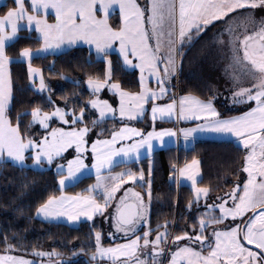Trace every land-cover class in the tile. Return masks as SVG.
<instances>
[{"label": "snow or ice", "instance_id": "6c2138e0", "mask_svg": "<svg viewBox=\"0 0 264 264\" xmlns=\"http://www.w3.org/2000/svg\"><path fill=\"white\" fill-rule=\"evenodd\" d=\"M257 8L264 9V0H13L0 13V164L23 166L31 159L34 166L43 169L45 164L66 161L55 164L60 194H49L36 208V216L49 221L66 218L72 223L82 218L93 221L97 215L109 219L116 232L123 234L124 242L105 246L103 232L95 230L93 224L95 250L91 259L97 264H264V17H256ZM49 10L54 11V20L50 21ZM117 10L120 21L114 25L110 21ZM216 21L223 26L213 41L226 46L224 73L233 89L232 102L249 105L247 111L235 116L224 117L216 108L218 93L208 99L191 91L177 96L170 86L178 75L186 47ZM241 26L242 31L238 30ZM25 28L38 32L42 43L39 48L25 46L16 56L9 55L10 42ZM78 42L94 46L96 57L105 67L88 74L86 81L72 80L76 85L86 83L91 95L82 104L72 102L71 106L69 98L63 96L62 107L53 99L44 70L34 66L33 60L42 52H55ZM116 46L121 68L139 70L137 91L125 89L114 79L116 62L112 52ZM13 61L27 63L30 85L34 91L47 94L49 110L37 103L30 110L18 112L15 120L10 115L15 94L10 68ZM59 75L69 79L63 72ZM152 80L156 87L151 86ZM105 90L119 96L118 107L101 98ZM165 98L167 103H157ZM149 104L152 130L145 133L123 123L143 117ZM93 111L98 116L91 119L90 127L86 116ZM117 113L122 121L119 128L104 138H100L105 131L101 129L95 140L89 139L93 128L116 119ZM24 116L31 117L29 128L38 124L43 129L39 137L25 134ZM158 118L200 123L157 130ZM57 122L62 126L54 127ZM198 132L235 137L244 152L240 172L247 176L243 180L237 176L231 190L216 197L219 203H208L212 189L200 182V159L193 156L183 165L173 163L172 175L177 183L181 178L191 183L193 195L188 210H205L190 229L185 226L178 234L169 228L175 226V221L165 220L153 228L149 215L153 197L151 167L147 180L143 168L115 173L112 169L138 161L141 149L150 154L154 140L164 144L165 137L182 133L187 142ZM70 149L75 155L69 159ZM91 169L95 170L96 183L85 192L72 195L64 191ZM128 182L141 187L146 184L147 200L145 193L135 187L126 188L117 197ZM229 218L230 222L225 223ZM142 224L148 225L146 230L141 229ZM108 236L115 239L112 232ZM15 248V244L6 243L0 264H45L43 259L11 254ZM33 255L47 257L46 264H60L53 257L63 253L34 249Z\"/></svg>", "mask_w": 264, "mask_h": 264}, {"label": "trees", "instance_id": "16d2710c", "mask_svg": "<svg viewBox=\"0 0 264 264\" xmlns=\"http://www.w3.org/2000/svg\"><path fill=\"white\" fill-rule=\"evenodd\" d=\"M143 3V0H140ZM12 5V4H11ZM8 3L2 5L0 12L6 11ZM261 17H264V9ZM243 14V10H240ZM259 17V15H257ZM118 13H114L111 21L114 25L119 24ZM221 21L214 22L198 40L186 47L182 65L178 75L172 81L175 93L183 95L194 92L203 99L216 95L214 101L216 108L222 116L229 117L248 110V104H235L232 102V86L225 76V62L219 52L218 42L213 41L214 34L222 28ZM238 30L242 31L241 26ZM227 36V34H225ZM41 41L33 31L22 30L15 41L8 47L9 55L16 56L21 47L31 46L39 48ZM112 59L116 62L114 79L119 80L122 86L131 91L139 90L137 73L133 70L121 68L120 57L112 53ZM91 61V63H89ZM34 66L44 70L47 81H57L58 85L53 91V99L65 103L63 96L69 98V106L72 102L82 104L91 95L86 89V83L76 85L72 80L86 81L88 74L101 72L105 65L101 60L95 59L93 52L84 46L72 47L56 54L38 56L33 60ZM14 80V102L10 109V115L15 120L16 114L30 110L32 106L40 103L45 110L50 109L47 96L33 90L30 85L27 65L24 62H16L10 65ZM63 72L62 78L59 73ZM51 73V74H50ZM163 101V100H162ZM167 101V99L165 100ZM94 117L90 112L86 119ZM30 116L23 117L22 129L25 134L40 136L42 132L35 126L29 128ZM122 121L108 119L104 123L93 128L92 133L99 136L100 130L104 129L103 136H110L114 128H119ZM131 126L142 129L153 127L148 118V110L143 119L129 122ZM174 127V121H156L155 128ZM244 152L241 147L229 141L198 140L193 146L184 149L177 145L162 150L154 151L150 157L129 164H120L112 169L113 172L130 168L139 171L143 168L145 179H148V171L151 167L153 181V197L150 204L151 226L155 228L157 223L165 220L175 221V226L169 225L170 231H180L197 222L199 214L203 211L193 208L189 211L188 201L192 198V190L185 185H177L171 182L173 163L183 165L185 160H191L197 156L201 161V184L208 185L212 191L208 203H213L217 196L228 192L233 187L234 181L242 177L240 172L241 158ZM59 175L55 169H33L28 166H19L11 162L0 164V252L6 251V243L15 244L16 248L11 253L30 256L34 249L51 251L53 249L63 253V258L69 261L63 264H90L87 258L95 250L94 231L104 232L103 217L96 216L93 221L82 222L78 226L71 227L63 223L43 221L36 217L35 210L49 194H60ZM93 183V177H84L68 187V193H81ZM211 228L209 229V232ZM7 236V242L5 241ZM83 248L85 251L81 252Z\"/></svg>", "mask_w": 264, "mask_h": 264}, {"label": "rangeland", "instance_id": "374dc122", "mask_svg": "<svg viewBox=\"0 0 264 264\" xmlns=\"http://www.w3.org/2000/svg\"><path fill=\"white\" fill-rule=\"evenodd\" d=\"M3 1H4V2H3L2 5L8 3L9 6H11V4H12V2H13V0H3ZM143 2H144V0H143ZM2 5H0V8L2 7ZM0 13H1V12H0ZM114 13H118V10H117L116 12H113V14H114ZM113 14H112V15H113ZM54 16H55L54 11L49 10V19H50V21H51V20H54ZM118 16H119V15H118ZM119 19H120V17H119ZM25 29H26V28H25ZM31 31H34L36 37L39 39V33L36 32L34 29L31 30ZM39 40H40V39H39ZM40 41H41V40H40ZM41 42H42V41H41ZM10 43H11V42H10ZM78 46H84V47H86L89 51L93 52V56H94V58H95V59H98V58L96 57V55H95V49H94V46L90 47L88 44H86V43H84V42H78L77 44L72 45L71 47L64 46V47H62V48H60V49L55 50V52H49V53H43V52H42V53L39 54V56H43V55H47V54H56V53H59V52L65 51V50H67V49H70V48H72V47H78ZM112 53H116V54L118 55V46L114 47ZM118 56H119V55H118ZM98 60H99V59H98ZM22 62H24V61H22ZM24 63H26V62H24ZM26 65H27V63H26ZM126 69H128V70H132V69H133V71H135V72L137 73V78H138V82H139V70L136 69V68H126ZM29 82H30V81H29ZM37 82H38V78H37ZM48 83L50 84V86H51V88L53 89V91L55 90L56 85L58 84L57 81H48ZM151 86H152V87H156L155 80H152V81H151ZM31 87H32V86H31ZM86 89H87L88 91H90V90L88 89L87 85H86ZM45 95L47 96L46 93H45ZM176 95L179 96V94H177V93H176ZM101 98H102V99H107V100H108L110 103H112L114 106L118 107V104H119V96H118L117 94H114V93H112V92H110V91H108V90H105L103 93H101ZM56 102H57V101H56ZM57 103L60 104V106H62V107L65 105V103H60V102H57ZM253 103H254V102H253ZM145 107H146V109L148 110V108H149L148 105H146ZM93 114H94V116H98V112L93 111ZM145 114H146V112H145ZM145 114L143 115V117H139V118H137L136 120H132V121H129V122H134V121L141 120V119L144 118ZM116 119L121 121V118L119 117L118 113H117ZM174 120H175V121H174V124L176 125V124L178 123V121H177L176 119H174ZM124 121H127V120H124ZM197 123H200V121L196 122L195 124H190V125H185V126H186V127H194ZM53 126L55 127V126H62V125H61L59 122H57V123L53 124ZM35 127H36V129H39L41 132H43V129L40 127V125L37 124V125H35ZM65 127H66V126H65ZM133 127H135V126H133ZM35 136H36V137H39L38 135H35ZM96 138H97V137H96L95 135H93L92 132L89 134V139H90V140H95ZM238 144H239V143H238ZM184 145H185V144H184ZM69 152L71 153V155H68V154H66V155H68V158L70 159L71 156L75 155V152H74L73 150H71V149L69 150ZM90 159H91V158H90ZM65 162H66V161L57 160V161H56L53 165H51V166L45 164L44 167H43V169H48V168H52V167H53V168L55 169V171H57L55 164H56V163H65ZM89 162H90V161H89ZM12 163H13V162H12ZM13 164H15V163H13ZM15 165H18V164H15ZM24 165H30L29 167H31V168H33V169L41 170V169L37 168L36 166H34L33 161H32L31 159H28V160L25 162ZM19 166H20V165H19ZM246 176H247L246 173H242V177H241L240 179L243 180V179L246 178ZM172 179H173L174 181H176V179H175L174 176H172ZM146 180H147V179H146ZM129 187H135L137 191L144 192V193H145V199L147 200V195H146V184H145L144 187H141L140 184H139V187H136V184L133 185L132 182H128L126 185H124V187L121 188L120 192L117 193V197L123 195L124 190H125L126 188H129ZM215 202H216V203H219V201H217V200H215ZM201 204H204V200H203V199L201 200ZM112 210H113V209H110V211H112ZM200 210H201V211H204L205 209L200 208ZM106 222H107V223H106V228H105V230H104V232H103L104 235H103L102 243H103L105 246H108V244H106L107 241H110L109 245H110V244H113L112 242H113L114 238H113L112 236H108V233H109V232L114 233V235H115V239H116L117 236H118V237H121V236H122V238H121L122 240H120V241L117 242V243H122V242H124V238H123L124 236H123V234H122V233H118V232H116L114 225H113L112 223L109 222V219H107ZM228 222H230V218H229V221H226L225 223H228ZM140 227H141L142 230H143V228L146 230L147 227H148V225L142 224ZM161 231H163V229H161ZM138 234H139V233H138ZM48 251H49V250H48ZM0 253H3V252H0ZM11 254H13V255H18V254H14V253H11ZM25 257L28 258V259L36 260V261H40L41 259H43V260L45 261V264H46V262H47V260H48L47 257H43V258H41V257H38V256L33 255V253H32V255H30V256H25ZM169 258H170V257H169ZM53 259H54V260L59 259L60 264H63V263H66V262L69 261L68 259L63 258V257H59V258H57V257H53ZM87 262L90 263V264H97L96 261H94V260L91 259V255L87 258ZM104 264H107V262H104ZM165 264H166V261H165Z\"/></svg>", "mask_w": 264, "mask_h": 264}, {"label": "crops", "instance_id": "0c3cea01", "mask_svg": "<svg viewBox=\"0 0 264 264\" xmlns=\"http://www.w3.org/2000/svg\"><path fill=\"white\" fill-rule=\"evenodd\" d=\"M3 0H0V5H2L3 4ZM255 11V15H256V17L257 18H259V17H261V14H262V10H260L259 8H257V9H255L254 10ZM257 15H259V17L257 16ZM27 30V29H26ZM29 31V30H28ZM34 32V31H33ZM227 38V36H225V39ZM42 43V42H41ZM218 48H219V52L221 53V55L223 56V59H224V61L226 62L227 61V58H226V46H224V45H220L219 43H218ZM133 70V69H132ZM175 78V76L173 77V79ZM173 79H172V81H173ZM172 81H171V84H172ZM58 85V84H57ZM57 85H56V87H57ZM170 86H172V85H170ZM167 98H165L163 101L161 100V101H157V103H167L168 101H165ZM148 118H149V120H150V122H152L153 123V121H152V117H151V104H149L148 105ZM247 111V110H246ZM239 114H241V113H239ZM239 114H237V115H239ZM233 116H235V115H233ZM175 118H173V119H164V120H162V119H157L156 121H175L174 120ZM155 121V122H156ZM196 122H198V121H195V120H192V121H178V123L175 125V128L176 129H179V128H185L186 126L185 125H190V124H195ZM137 128H140V127H137ZM164 128H174V127H164ZM142 129V128H141ZM159 129H161V128H159ZM159 129H157V130H159ZM144 131H145V133L147 132V131H150V130H152V126H150L149 128H144L143 129ZM198 140H208V141H231V142H233V143H235L236 145H238L239 147H241L242 148V146L240 145V144H238V141L236 140V138L235 137H232V136H222V135H218V134H216V133H212V132H198V133H196L195 134V138L194 139H192V138H190L187 142L184 140V138H183V134L182 133H180V134H178V137H172V138H168V137H165V141H166V143H164V144H160V142L158 141V140H154L153 141V145H154V147H153V150H152V152L149 154L147 151H146V149H141V158L139 159V160H141V159H144V158H147V157H150L151 156V154L154 152V151H158V150H162V149H165V148H169V147H173V146H177V145H180V146H182L184 149H188V148H190V147H192L193 146V143L195 142V141H198ZM130 141H127L126 143H129ZM185 144V145H184ZM117 146H119V145H117ZM138 160V161H139ZM135 162H137V161H135ZM12 163V162H11ZM129 163H133V162H128V163H121V164H129ZM120 165V164H119ZM23 166H30V165H23ZM123 170H125V169H122V170H120V171H117V172H121V171H123ZM115 173V172H114ZM89 176H91V177H93V183L92 184H94V183H96V175H95V170L94 169H91L90 171H86L85 173H84V175H82V176H80V179H82V178H84V177H89ZM79 179V180H80ZM78 180V181H79ZM78 181H75V182H73V183H71L68 187H70L71 185H73V184H75L76 182H78ZM170 181L171 182H174V183H176L177 185H185V186H187V187H189L191 190H192V188H191V183H190V181H187L185 178H181V180H180V182L179 183H177V181H174L173 179H172V176H171V179H170ZM91 184V185H92ZM68 187H66L65 189H64V191L68 188ZM136 187H139V184H136ZM66 192V191H65ZM68 193V192H67ZM69 194H72V195H74V194H76V193H69ZM86 194V193H85ZM97 216H101V215H97ZM38 219H40V220H43V221H49V220H45L43 217H38V216H36ZM101 217H103V224H104V227L106 228V218H105V216H101ZM49 222H56V223H63V224H66V225H68V226H71V227H75V226H78L80 223H82V222H89L86 218H82L81 219V221H79V222H76V223H72V222H69V221H67V219L66 218H60L59 220H54V221H49ZM143 230H145L144 228H143ZM138 234V233H137ZM155 235V233H153V236ZM122 238V236L121 237H116V239H114L113 240V242L112 243H117V242H119L120 240H122L121 239ZM124 238V237H123ZM109 243H110V241H107L106 242V244H108L109 245Z\"/></svg>", "mask_w": 264, "mask_h": 264}, {"label": "flooded vegetation", "instance_id": "af4514ba", "mask_svg": "<svg viewBox=\"0 0 264 264\" xmlns=\"http://www.w3.org/2000/svg\"><path fill=\"white\" fill-rule=\"evenodd\" d=\"M254 247V246H253Z\"/></svg>", "mask_w": 264, "mask_h": 264}]
</instances>
